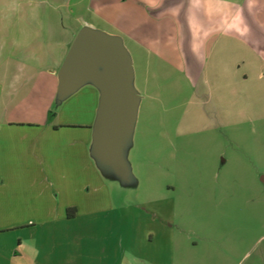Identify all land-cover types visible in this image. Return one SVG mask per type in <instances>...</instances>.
Masks as SVG:
<instances>
[{
    "label": "rangeland",
    "instance_id": "rangeland-1",
    "mask_svg": "<svg viewBox=\"0 0 264 264\" xmlns=\"http://www.w3.org/2000/svg\"><path fill=\"white\" fill-rule=\"evenodd\" d=\"M142 1L88 0L101 13L86 14L122 41L145 96L120 138L123 168L94 155L89 142L93 84L55 98L51 82L40 83L9 106L21 123L5 134L18 149L0 151V264H264V119L252 120L246 104L255 100L264 113V79L257 63L248 65L247 87L233 73L235 56L258 55L234 44L227 52L232 72L220 79L239 92L226 90L225 109L216 92L204 105L192 72L146 65V56H211L229 23L238 36L245 0H176L172 9L169 0H147L167 9L146 10L147 26L130 29L131 10L151 7ZM10 31L36 36L32 26ZM223 52L221 42L213 56ZM74 203L77 220L60 219ZM29 221L35 226L19 228Z\"/></svg>",
    "mask_w": 264,
    "mask_h": 264
},
{
    "label": "crops",
    "instance_id": "crops-1",
    "mask_svg": "<svg viewBox=\"0 0 264 264\" xmlns=\"http://www.w3.org/2000/svg\"><path fill=\"white\" fill-rule=\"evenodd\" d=\"M169 1L168 9H172L173 6L176 8L177 1ZM146 2L148 1L146 0ZM148 3L151 7H147V9L146 7L140 6V8H133L131 10L130 15L132 17L130 16L128 24L130 29L140 28L142 25L147 26V19L145 17L144 19L142 18L144 23L141 22L142 19L140 20L142 13L144 14L146 10L155 8L158 11H163L167 9H162L163 6L160 3ZM140 4L145 5V1L140 0ZM92 5L88 0H0V151L2 153L5 150L18 149L17 137L13 139L5 137V134H8L6 132L7 129H11L21 123L13 121L8 117L10 105H14L15 107L21 105L27 99L25 93H33L40 86V83H46L48 86L52 84L50 88L52 87L54 91L53 95L55 98L60 96L59 72L77 34L81 29L86 27L96 31L100 30L96 24L87 20L86 17L87 11L91 9L92 12L95 11L93 12L95 15L101 13L99 12V8H95ZM165 22L167 23L166 20ZM23 26H32L36 31V36L25 38L26 35L24 36L23 34L24 38H18L15 36L20 33H11L10 31H17L18 29L21 31ZM234 27L235 31L239 32L238 36L240 37L235 32L233 34L232 22L229 23L225 26L222 38H220L218 43L213 44L211 56H146V65L149 66L152 61L154 63L157 61V67L160 69H168V67H171V69L173 68L177 71H184L186 73L185 77L187 78H190L187 74L192 72L196 76L193 78L192 75L193 80L196 78L197 93L203 96V98H206L204 105H208L209 100L213 97L214 99L216 98V92L221 93V96L218 97L220 98L218 104H220L221 109H225L227 108L225 102L227 98L226 90H230V92L238 90L236 92H239V89L232 88L233 86L228 81L229 79H220V76L225 77L232 72L231 65L227 64L226 60L227 58H231L227 52L229 53L233 44L237 47H245L249 52L258 55L235 56L238 60L237 65H240L238 69L235 68L233 70V73L234 75H238V77L242 76V80L240 79V81L243 87H247L249 83L248 65L252 66L254 63H257L256 68H258L259 76L264 79V0H245V5L236 14ZM213 30L215 29L213 28ZM105 34L118 37L111 33ZM232 35L235 36L234 39H237L232 40ZM134 39L136 40L137 38ZM144 40L146 39L144 38ZM135 42L138 43V40ZM221 42L223 43L224 49L222 56H213L216 45ZM144 45L147 47L146 43ZM25 47L28 50L27 52H25ZM216 59H219L220 62L218 66ZM178 61L183 63L178 65ZM132 66L134 72L133 60ZM241 70L244 71L241 72ZM149 74V70L146 69L145 77H147V82ZM43 77L46 80L40 81ZM49 82L51 83L49 84ZM89 83L93 84L92 82H87L84 85ZM245 93L243 95L246 97ZM139 97L138 108H140L145 96L139 95ZM100 100L101 92L99 90L94 107L95 116L98 114ZM247 102L248 108L254 110V118L252 120L264 119L263 109L259 106L260 104L252 99ZM204 108L205 111L201 112L200 117L201 119L208 120L210 113L206 111V107ZM237 122L242 123L244 120L238 118ZM88 126L90 127V125ZM54 130L56 131L57 128L55 127ZM92 138L94 144V129L92 137L90 136L89 138L90 143L92 142ZM90 143L85 142L83 144L86 150H88ZM92 149L94 155L97 156L94 146ZM42 172H45V170ZM125 181H128V179ZM69 207L75 208V212H72V217L68 215L67 211L66 214L60 216V219H64L66 222L77 220L79 215V208L76 203L69 205ZM66 208L68 207L66 206ZM31 223L32 221L24 223L19 228H25L29 224V226H35V223L32 225ZM30 263L35 264L32 261Z\"/></svg>",
    "mask_w": 264,
    "mask_h": 264
},
{
    "label": "water",
    "instance_id": "water-1",
    "mask_svg": "<svg viewBox=\"0 0 264 264\" xmlns=\"http://www.w3.org/2000/svg\"><path fill=\"white\" fill-rule=\"evenodd\" d=\"M132 60L118 37L90 28L77 34L59 72V95L76 92L92 82L101 92L94 126L99 158L124 167L121 136L136 122L140 97L133 87ZM125 179H128L124 172Z\"/></svg>",
    "mask_w": 264,
    "mask_h": 264
},
{
    "label": "trees",
    "instance_id": "trees-1",
    "mask_svg": "<svg viewBox=\"0 0 264 264\" xmlns=\"http://www.w3.org/2000/svg\"><path fill=\"white\" fill-rule=\"evenodd\" d=\"M72 212H75V208H69L68 209V215L70 216V217H72Z\"/></svg>",
    "mask_w": 264,
    "mask_h": 264
}]
</instances>
